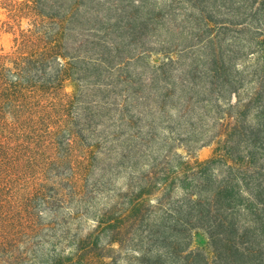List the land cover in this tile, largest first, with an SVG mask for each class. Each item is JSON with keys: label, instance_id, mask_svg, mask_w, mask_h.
<instances>
[{"label": "trees", "instance_id": "1", "mask_svg": "<svg viewBox=\"0 0 264 264\" xmlns=\"http://www.w3.org/2000/svg\"><path fill=\"white\" fill-rule=\"evenodd\" d=\"M0 9V264H264V0Z\"/></svg>", "mask_w": 264, "mask_h": 264}, {"label": "rangeland", "instance_id": "2", "mask_svg": "<svg viewBox=\"0 0 264 264\" xmlns=\"http://www.w3.org/2000/svg\"><path fill=\"white\" fill-rule=\"evenodd\" d=\"M3 10L0 9V16H4ZM233 101H234V97H233ZM106 106H107V111L106 109H104L101 113V120L100 122V126L99 128H102V127H105L107 129V131H105L104 135H106L105 137V140H106V145L108 148H111L112 149V152L109 154L107 152L106 155H110L109 158H111L110 160V163L109 164V168H110V172L111 174L113 175L112 177V181L114 183H116L113 186H110L109 187V190L108 191H104V192H99V193H89L87 192L85 197H88V199H90L91 196L95 197L93 202L91 204L94 203V201H97L99 203V205H101V203L105 202V201H108V202H113V201H116L119 199V197L117 196H114L117 192H118V189H115V188H119L124 189L125 187V183L128 182V179L126 180L125 178L128 175V173H130L131 175V169H128L126 167L127 163H128V160H125L124 161V158L122 157V155L127 152V147H126V144H123L121 142V144H119L117 141H113L112 143L110 142L111 139H112V135H109V132L110 129H113L114 127L117 128L116 125H118V118L121 116L120 114V109H119V105L121 103H104ZM118 105V106H117ZM132 107H133V110L135 112L139 111L140 108L142 107V103H132L131 104ZM113 123H116V124H113ZM153 150H157V144L155 142H153ZM180 150L179 151H182L181 149L182 148H179ZM165 150H167V148L165 147V149H162L160 148L159 151H161V153L163 154L165 152ZM212 151H213V145H205L203 147H200L198 148L196 151H195V156L199 159H204V158H207L209 157L211 154H212ZM161 154V155H162ZM101 157V156H100ZM106 163V162H104ZM134 174V173H132ZM89 189V188H88ZM115 189V190H113ZM76 201L75 199H73V203H68V206L69 207H73V205H75ZM89 205L90 207H88V211H85L84 210V205H82V203H80V206H82V208L80 209L81 212L83 213V217H92V212H93V209L94 207H92V205ZM71 211H74V210H71ZM71 211H68V212H71ZM64 212H67V210L65 209H62V208H57L55 207V212H51L50 213V217H55V218H58V217H61L63 216L65 213ZM87 227V224L84 223L83 225V229H85ZM145 247L148 248L149 247V244H145ZM154 245L151 246V248H153ZM158 248V247H157ZM157 248H153L151 249L150 251H155L157 250ZM125 253L126 251L125 250H122L121 252V257L119 258V261L120 263H123L124 264V261H125ZM137 262H135L134 264H136Z\"/></svg>", "mask_w": 264, "mask_h": 264}]
</instances>
